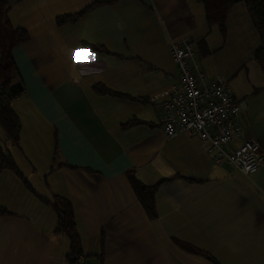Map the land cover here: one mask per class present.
<instances>
[{
    "label": "crops",
    "instance_id": "crops-1",
    "mask_svg": "<svg viewBox=\"0 0 264 264\" xmlns=\"http://www.w3.org/2000/svg\"><path fill=\"white\" fill-rule=\"evenodd\" d=\"M6 1L11 24L30 38L13 48L25 86L11 101L19 139L11 142L0 125V149L29 186L0 169V206L9 211L0 213V264H264V161L245 174L213 164L207 143L163 130L160 103L178 85L170 41L203 42L211 28L203 4L99 0L58 24V15L95 0ZM245 14L235 4L226 25ZM227 77L245 102L237 142L255 138L264 151V68L260 83ZM95 83L128 96L100 94ZM131 169L143 183H158L154 217L127 178ZM55 195L73 205L80 246L73 262L68 235L55 230L57 215L40 198Z\"/></svg>",
    "mask_w": 264,
    "mask_h": 264
},
{
    "label": "built area",
    "instance_id": "built-area-1",
    "mask_svg": "<svg viewBox=\"0 0 264 264\" xmlns=\"http://www.w3.org/2000/svg\"><path fill=\"white\" fill-rule=\"evenodd\" d=\"M170 52L178 71V85L161 101L163 130L168 136L186 133L208 144L213 164L230 163L243 173L257 169L264 151L255 138L242 137L244 100L238 99L226 79L208 77L196 58L194 42L188 38L170 41ZM158 94L150 95L152 101ZM72 264H85L78 258Z\"/></svg>",
    "mask_w": 264,
    "mask_h": 264
},
{
    "label": "trees",
    "instance_id": "trees-1",
    "mask_svg": "<svg viewBox=\"0 0 264 264\" xmlns=\"http://www.w3.org/2000/svg\"><path fill=\"white\" fill-rule=\"evenodd\" d=\"M198 1L203 4L207 24L209 26L214 24L218 25L222 34L226 33V20L230 12L233 10L234 5L239 2H242L245 5L249 16L258 32L260 34H264V0ZM103 3V1L95 0L76 12L60 14L56 17V22L58 24L73 22L86 11ZM9 9L10 5L8 1L0 0V125L5 131L7 138L11 142L17 143L21 124L17 113L11 107V101L16 96L24 92L25 86L17 70V66L13 57V48L18 44L27 41L30 38V35L26 28L22 26H13L11 24L8 16ZM83 44H86L93 49L98 48L97 46L88 43ZM254 55L257 59L264 61V46L257 47L255 49ZM93 88L100 94L128 96L125 93L110 89L102 83H95ZM136 121L137 120L135 118H132L128 121H125L123 125H130ZM0 169H9L19 178H21L27 186H29L28 181L19 171L12 156L1 149ZM126 174L137 198L143 205L148 216L154 217L156 214L154 194L158 183L150 185L143 183L136 177L132 169L128 170ZM40 198L46 204H49L57 215L55 230L68 235L70 239V251L67 253V257L69 258L70 262H73L75 260V255H77L80 251V246L75 225L72 202L68 198L60 195H55L52 200L43 196H40ZM7 212L9 211H7L3 206H0V213L3 214ZM177 243L179 246L188 251L202 253L208 256L189 243L179 240H177Z\"/></svg>",
    "mask_w": 264,
    "mask_h": 264
},
{
    "label": "rangeland",
    "instance_id": "rangeland-1",
    "mask_svg": "<svg viewBox=\"0 0 264 264\" xmlns=\"http://www.w3.org/2000/svg\"><path fill=\"white\" fill-rule=\"evenodd\" d=\"M239 3L245 7L242 2ZM245 13L244 19L226 25L225 34L214 24L205 32L204 43L194 41L195 53L206 66L208 75L219 74L228 78L227 74L233 73L239 84L261 82L259 78L264 61L257 59L254 53L257 47L264 46V34L258 32L246 7ZM203 46H206L205 50Z\"/></svg>",
    "mask_w": 264,
    "mask_h": 264
}]
</instances>
